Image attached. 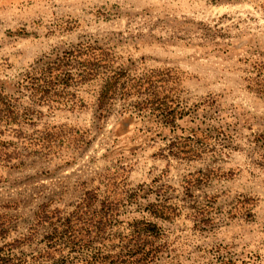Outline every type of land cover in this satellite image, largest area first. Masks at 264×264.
I'll return each mask as SVG.
<instances>
[{"label": "rangeland", "instance_id": "rangeland-1", "mask_svg": "<svg viewBox=\"0 0 264 264\" xmlns=\"http://www.w3.org/2000/svg\"><path fill=\"white\" fill-rule=\"evenodd\" d=\"M72 50L102 56L97 75L33 99ZM119 72L176 122L137 90L102 108ZM0 94L20 114L0 124L20 154L0 162V264H100L143 220L146 264H264V0H0Z\"/></svg>", "mask_w": 264, "mask_h": 264}, {"label": "trees", "instance_id": "trees-1", "mask_svg": "<svg viewBox=\"0 0 264 264\" xmlns=\"http://www.w3.org/2000/svg\"><path fill=\"white\" fill-rule=\"evenodd\" d=\"M94 54V48H90L89 55ZM85 58L81 57L80 55L76 54L75 51L68 52L65 57L59 59L58 61L50 64L47 69H45L40 76L30 77V91L32 98L35 100H40L41 104H47L51 102H60L57 99H62L65 95H69L70 93L67 92L68 87L71 85V82H74L80 78L83 80H91L97 75L98 69L100 65L96 63L98 59L100 60L102 56L97 54L96 56H89ZM95 55V54H94ZM84 67L83 72L75 76L73 70L77 63H80ZM123 73L119 72L114 76L108 77L106 83L103 86V90L100 95V106L105 108L110 104L112 100H114L115 96L121 92V90H128V91H138L140 92V96L143 94H147L150 98L147 99L145 102H140L137 104L139 107L138 109L146 110V108H151L155 106L157 103L160 105L157 108L163 107L164 109H155V111L160 110L161 113L155 115L156 117L164 116L168 118L167 123L174 124L176 120L170 119L172 115L171 107L166 103L164 100L165 97H158V95L152 92L151 88H147L150 82L145 80L141 85L136 84L132 81L130 84L127 85L128 81L121 83ZM139 86V89H138ZM125 92V91H123ZM157 97V98H156ZM171 101L169 97H166ZM144 105V106H143ZM20 120V114L17 110L16 106L13 105L7 97L0 94V124L5 123L10 125L12 123H18ZM2 131H0V162L4 165H10L14 160H16L20 154L17 152H12L10 150V145L6 140L2 138ZM51 137V133H46L45 136H41L37 139V142L34 145L40 146V149L44 151L45 149L51 148L50 143H45L44 140ZM183 152L187 153L188 155H184L186 157H196L199 156L200 152L198 151H186ZM193 152V153H191ZM158 216V215H157ZM67 224H71L68 221ZM143 225L140 231H137V235L135 237V247L130 250L129 252L123 253H116V254H105L100 258V264H146L153 259H150L152 251H145L143 247H139V242L146 240V237L152 235H159L160 229L157 223L149 222V221H141ZM143 236H146L143 238Z\"/></svg>", "mask_w": 264, "mask_h": 264}]
</instances>
